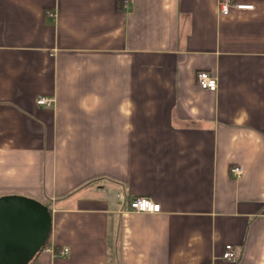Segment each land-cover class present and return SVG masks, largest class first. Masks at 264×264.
<instances>
[{"label":"crops","instance_id":"1","mask_svg":"<svg viewBox=\"0 0 264 264\" xmlns=\"http://www.w3.org/2000/svg\"><path fill=\"white\" fill-rule=\"evenodd\" d=\"M123 1L0 0V197L50 208L31 264H264V0Z\"/></svg>","mask_w":264,"mask_h":264},{"label":"water","instance_id":"2","mask_svg":"<svg viewBox=\"0 0 264 264\" xmlns=\"http://www.w3.org/2000/svg\"><path fill=\"white\" fill-rule=\"evenodd\" d=\"M50 214L25 196L0 197V264H27L46 241Z\"/></svg>","mask_w":264,"mask_h":264},{"label":"built area","instance_id":"3","mask_svg":"<svg viewBox=\"0 0 264 264\" xmlns=\"http://www.w3.org/2000/svg\"><path fill=\"white\" fill-rule=\"evenodd\" d=\"M127 0L123 1V6L125 7ZM217 7L220 13H227L229 7H234L238 9H251V5H241V4H231L230 0H218ZM50 17L53 16V13H48ZM194 79L196 84L204 90H208L211 92H215L217 87L216 78L214 75H211L208 71L205 70H197L194 74ZM51 98L39 97L36 100V104L43 105L49 107L52 104ZM242 169L238 165L231 166L229 168V174L233 178H237L241 175ZM122 198V196L120 197ZM160 206L158 203L153 202L147 197L137 196L133 197L127 201V212H135V213H146V214H154L159 212ZM52 253V252H51ZM67 253L66 248H62L56 255L64 256ZM221 259L235 263L237 259V251L235 247L231 244H225L223 247V251L221 253Z\"/></svg>","mask_w":264,"mask_h":264},{"label":"trees","instance_id":"4","mask_svg":"<svg viewBox=\"0 0 264 264\" xmlns=\"http://www.w3.org/2000/svg\"><path fill=\"white\" fill-rule=\"evenodd\" d=\"M42 204L47 207V210L50 213V208L48 207V204L47 203H42ZM47 239H48V237H47ZM47 239L44 242V244L41 246V248L39 249V251L43 250L46 247V245H47ZM39 251L37 253H35V255L28 261L27 264H31L33 262V260L35 259L36 255L39 253Z\"/></svg>","mask_w":264,"mask_h":264},{"label":"rangeland","instance_id":"5","mask_svg":"<svg viewBox=\"0 0 264 264\" xmlns=\"http://www.w3.org/2000/svg\"><path fill=\"white\" fill-rule=\"evenodd\" d=\"M45 203H47V201H45Z\"/></svg>","mask_w":264,"mask_h":264}]
</instances>
